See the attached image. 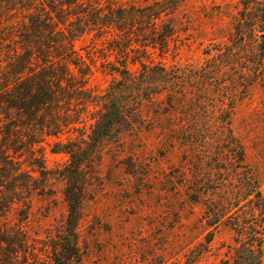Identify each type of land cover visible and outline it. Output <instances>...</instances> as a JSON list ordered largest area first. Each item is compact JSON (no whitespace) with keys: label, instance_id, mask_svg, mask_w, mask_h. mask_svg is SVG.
Masks as SVG:
<instances>
[{"label":"rangeland","instance_id":"rangeland-1","mask_svg":"<svg viewBox=\"0 0 264 264\" xmlns=\"http://www.w3.org/2000/svg\"><path fill=\"white\" fill-rule=\"evenodd\" d=\"M157 1L167 2L79 0L78 10L72 8L70 13L68 4L62 10L57 1L49 7L46 0H33L37 9H26L19 0H0V51L5 55L20 50L25 39L33 41L34 16L42 13L38 9L43 5L55 11L54 21L64 27L76 20L73 12L89 10L96 2L105 15L111 10L118 14L119 7L147 13ZM178 1L175 9L162 12L153 23L148 18L118 28L82 23L83 33L73 41L81 63L74 59L75 66L60 59L54 64L62 75L73 73L72 88H57L61 99L69 101L61 102L57 111L77 122L33 144L26 140L4 146L35 178L41 179L40 167L47 173L43 195H33L29 206L17 202L0 213V230L19 231L21 226L24 240L35 249L34 256L19 250L21 264H57L47 233L67 211L65 180L59 173L69 159L65 148L83 132L90 142L89 125L111 99L129 119L111 127L95 152L92 168H86V195L77 225L79 254L66 264H228L235 234L227 222L207 225L206 213L210 203L221 204L226 197L234 205L231 212L238 208L249 212L248 200L241 197L248 184L264 197V82L260 79L235 102L227 86L208 89V94L205 89H182V110L166 112L165 93L150 94L157 89H146V79L132 84L129 74H120L127 68L141 80L140 62L190 74L205 67L229 40L241 0ZM227 77L220 73L218 83L228 85ZM200 101L207 113L197 110ZM134 109L140 110L137 122H132ZM230 110L232 115L227 116ZM228 118L232 134L227 130ZM194 124L202 132L189 143L184 133ZM164 131L173 137L161 139ZM83 147L89 149L90 144ZM208 233L210 243H206ZM19 235L13 233L14 238Z\"/></svg>","mask_w":264,"mask_h":264},{"label":"trees","instance_id":"trees-1","mask_svg":"<svg viewBox=\"0 0 264 264\" xmlns=\"http://www.w3.org/2000/svg\"><path fill=\"white\" fill-rule=\"evenodd\" d=\"M12 1L8 0L10 3ZM32 1L19 0V3L23 8L37 9ZM46 1L49 2V7L56 5L55 1H57L61 6L59 9L62 10L64 3L68 4L67 9H70V13L72 8L78 10L80 7L79 0ZM178 2V0H167L164 5H159V1H157L151 5V7L156 5V8L141 14L128 12L125 7H119L118 14L117 11L111 10L105 15H101L99 2H96L97 5L95 3V7H90L89 10L82 8V10L73 12L76 20L70 21L67 25L63 24L64 27L54 21L52 12L55 11H49L43 5L38 9L42 13L39 16H34L33 31L36 34L33 41L25 39L20 50L11 49L5 55L0 51L1 214H5L17 202L28 205L31 197L38 192L43 195L45 192L43 184L47 174L40 167L41 179L35 178L29 171L22 169L21 163L15 160L16 153L11 154L7 149L4 151V146L10 145L12 141L22 143L26 140L33 144L44 135H55L62 127L77 122L71 119L72 115L66 113L62 115L57 111L62 108L61 102L69 103L66 97L61 99L63 95H60L57 88H72L73 73L69 70L68 76L62 75V71L59 72L54 64H58L60 59L75 66L78 64L74 59L81 63V56L73 49V41L83 33L81 24L92 23L107 28H118L123 23L134 22L138 18H148L149 22L153 23L162 12L175 9ZM69 4H73L72 7ZM6 7L9 8V4ZM62 49L66 50L62 51ZM217 51L218 53L211 56L205 67L192 72L190 70V74L182 73L177 68L167 69L164 66H151L143 62H140L142 66L141 80L127 68L123 69L125 71H121L120 74H129L132 84L146 79V89H157L154 92L150 91V94L165 93L168 99L166 112L182 110L180 106V97L184 93L182 89H205L208 94V89H226L225 86H227L230 89L229 95L232 102L238 98L241 99L250 86L259 82L260 79L264 82V0H241L239 13L232 22L229 40L219 46ZM67 69H69L68 66ZM220 73L228 76V85L218 83ZM78 88L80 87L73 89ZM110 89H114V86H111ZM111 100L110 104L109 102L103 103L89 125L91 133L87 134V138L90 142L88 143L84 137L85 132H83L79 139L69 141L65 148L69 159L59 173L65 180L63 197L67 211L60 224L47 233V239L53 247L54 261L57 264H66L78 257L79 254L77 225L81 218L82 205L86 195V168H92L97 157L95 152H98V148L112 132L111 127L114 124H121L124 119H129L120 106ZM64 110L68 111V108ZM197 110L202 113L208 112L204 108V101L197 104ZM139 113L140 110L134 109L132 122H137V119L140 118ZM228 115H232V110L227 113ZM230 123L231 119L228 118L227 130L232 134ZM198 128L199 126L194 124L184 133L189 143L200 137L202 131ZM83 129H85V125ZM171 137L173 135L166 131L161 134V139L168 140ZM83 144H90L89 149L83 147ZM40 183L42 184L40 185ZM247 186L241 197L248 200L249 212L242 208L231 212L234 205L229 202L227 197L222 200L221 204L210 203L207 208V225L217 226L219 223L227 222L225 224L229 225L235 234L234 244L231 247L232 255L227 261L228 264H261L262 262L264 197L256 187H251L250 184ZM252 195L255 197L249 198ZM256 210H260L257 215ZM18 229L19 231H14L12 227H6L2 231L0 230V264H21L19 250L35 255L32 244L24 240L25 233L21 226ZM16 232L20 234L18 238L13 237V233ZM211 240V233H208L206 243H210ZM24 258L26 259L24 262H27V255Z\"/></svg>","mask_w":264,"mask_h":264}]
</instances>
